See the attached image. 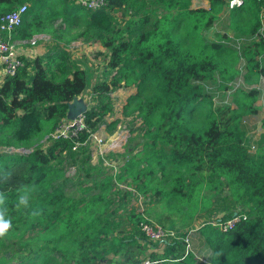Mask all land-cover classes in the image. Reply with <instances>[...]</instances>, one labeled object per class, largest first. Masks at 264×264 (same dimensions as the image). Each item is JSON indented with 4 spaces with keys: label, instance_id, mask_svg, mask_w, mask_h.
Segmentation results:
<instances>
[{
    "label": "trees",
    "instance_id": "obj_1",
    "mask_svg": "<svg viewBox=\"0 0 264 264\" xmlns=\"http://www.w3.org/2000/svg\"><path fill=\"white\" fill-rule=\"evenodd\" d=\"M192 1L107 0L91 10L76 0H0V18L28 4L13 41L27 45L48 35L53 43L48 55L20 54L22 65L0 81V215L11 221L0 232V264H264V142L252 156L241 126L259 112L260 89L233 87L240 75L264 77V0L232 7L228 0H207L209 7H192ZM114 12L121 21H114ZM220 18L234 32L258 39L242 51L206 42L203 30ZM77 40L99 41L108 50V78L92 87L100 102L86 111L87 129L72 139L53 138L69 103L88 84L67 48ZM242 58L247 72L239 66ZM213 81L223 96L218 101L207 89ZM121 86L135 87L124 111L141 116L143 146L117 172L97 167L86 154L82 166L90 163L85 171L94 173H79L78 194L70 196L59 184L63 162L76 163L87 150L88 144L73 147L113 111L109 94ZM201 175L221 196L218 219L247 215L226 231L213 222L198 228L211 250L208 261L188 249V232L179 231L189 223L182 215L190 180ZM116 182L121 201L146 197L145 207L120 216L112 208ZM238 205L247 209L236 211ZM143 221L173 229L177 237L149 240Z\"/></svg>",
    "mask_w": 264,
    "mask_h": 264
},
{
    "label": "rangeland",
    "instance_id": "obj_2",
    "mask_svg": "<svg viewBox=\"0 0 264 264\" xmlns=\"http://www.w3.org/2000/svg\"><path fill=\"white\" fill-rule=\"evenodd\" d=\"M150 1V0H149ZM230 6L238 4L241 0H228ZM209 1L207 0H194L192 7L198 6H209ZM162 12L164 11L161 9ZM113 19L115 22L121 21L119 12L113 13ZM263 27H264V14L262 16ZM214 26V27H213ZM211 28L203 30V37L206 42H220L229 46L236 48L238 51H242L244 44L252 42L254 39H258L256 36L254 39H250V36H243L231 29H228V26L224 23L223 19L220 18ZM15 42V41H14ZM17 50L25 47V44H20L15 42ZM48 47L40 49L43 51L42 55H48L51 51V43L46 39L40 41H35V43L27 44V47L34 49L33 54L37 55L39 52L37 47ZM101 44V42H90L80 40V44H73L68 46L70 52V58L80 67H83L87 72L88 84L84 92L78 97L80 103L77 105H72L70 112L64 121L73 120L75 114L84 109H90L100 102L99 98H96L92 93V87L108 77L106 72H108L107 67V54L108 50ZM24 49V48H23ZM104 49V52L102 50ZM37 53V54H36ZM261 64L263 62H260ZM239 66L242 68V72L246 71V60L241 59ZM250 86H255L260 89V96L257 101L259 106V112L255 115H249L243 118L241 126L245 131V145L249 153L256 157L260 152L263 142H264V128H263V118H264V77L259 78V81L245 80L242 75L238 77L233 82L234 88H241L243 90L248 89ZM207 89L214 96V101L222 99L221 91L218 89L216 82H210L207 84ZM135 92V87L130 86H121L113 90L109 96V101L113 106V111L109 112L104 121L99 125L96 132L104 137V141L107 142L108 138L116 132L125 130V134L128 135L127 143L122 146L119 151H114L110 149L108 145L104 144L101 149H105L104 153L101 154L99 147L94 142H91L87 145V150L80 154L76 159V163L67 158L63 162L64 165V177L59 181V184L65 187L67 194L70 196H76L78 194V189L76 184L78 182L79 173L85 177H89L94 171H89L86 173L87 167H90V163L82 166L83 157L89 152L92 153V161L97 167H105V169L112 171L110 167L113 163L118 165V170L120 166L127 158L128 155L135 153L140 150L144 143V126L142 123L141 116L136 112L125 113L124 106L127 102L128 97ZM227 99V98H226ZM117 120L116 126H113V122ZM47 142L44 143L46 145ZM66 157V156H65ZM121 185H127V182H122ZM121 187V186H120ZM117 182L114 184L112 208L118 209L120 216H123L124 213L131 207L141 208L145 207L148 202L146 197L138 199L136 195L127 197L121 201L120 189ZM213 185L209 183L205 176L201 175L195 179L190 180L189 183V193L187 197L183 200L184 214L182 219H189L188 225L184 227L182 231H187L188 238V249L194 252L198 259L201 261H208L211 256V250L205 243L202 235L200 234L198 228L205 223L215 222L218 218L223 217L224 210L221 206V196L216 195L213 190ZM247 207L244 205H238L236 211H245ZM119 216V217H120ZM178 224L184 221L176 220Z\"/></svg>",
    "mask_w": 264,
    "mask_h": 264
},
{
    "label": "built area",
    "instance_id": "obj_3",
    "mask_svg": "<svg viewBox=\"0 0 264 264\" xmlns=\"http://www.w3.org/2000/svg\"><path fill=\"white\" fill-rule=\"evenodd\" d=\"M81 5L95 10L107 4V0H76ZM241 2V1H240ZM239 2V3H240ZM28 8L27 3L17 5L13 10L3 14L0 18V67L5 75H13L16 73L18 68L22 65V60L20 58L19 51L16 49L15 42L11 39L12 32L20 24L22 16ZM32 43H35V38L32 39ZM86 112L80 113L78 116L74 117L71 121H64L57 127L54 133H52L53 138H68L72 139L78 137L80 132L87 129L85 122ZM98 132L92 133L85 141L76 142L73 149H76L80 145H87L94 142L101 154L104 153L105 149H101L104 144L108 145L110 149L114 151H119L122 146H124L128 141V135L125 134V130L116 132L108 138V141H104ZM114 172H117L118 165L116 163L110 166ZM247 215L244 213L239 214L238 212L234 214L233 217L229 219H217L214 224H218L220 228L224 231L233 228L237 222L242 219H246ZM141 229L148 237L149 240L164 242L168 238L177 237V231L173 229H166L158 223L143 221L141 222ZM188 242V238H186Z\"/></svg>",
    "mask_w": 264,
    "mask_h": 264
},
{
    "label": "crops",
    "instance_id": "obj_4",
    "mask_svg": "<svg viewBox=\"0 0 264 264\" xmlns=\"http://www.w3.org/2000/svg\"><path fill=\"white\" fill-rule=\"evenodd\" d=\"M194 2V0L192 1V3ZM207 7V6H206ZM209 7V6H208ZM214 27V26H213ZM228 29H230L229 27H228ZM42 35H39V37H41ZM48 40L49 41V36L48 35H46V37H45V40ZM15 42L16 43H19V41L18 40H15ZM51 44H53L51 41H49ZM20 44H22V43H20ZM73 44H80V40H77V41H74L73 43H72V45ZM26 45V44H25ZM103 47V46H102ZM24 48V49H23ZM23 48H21V50L19 51V53H21V54H25V55H28V56H33V54H34V52H35V50L34 49H30L29 47H27V45L25 46V47H23ZM46 49V48H48V47H37V50L39 51V52H37L38 54H42L43 53V51H40V49ZM49 49V48H48ZM102 52H104V49L102 50ZM36 53V54H37ZM3 75H4V73H3V71H2V69H1V67H0V81L2 80V78H3ZM123 164V163H122Z\"/></svg>",
    "mask_w": 264,
    "mask_h": 264
},
{
    "label": "clouds",
    "instance_id": "obj_5",
    "mask_svg": "<svg viewBox=\"0 0 264 264\" xmlns=\"http://www.w3.org/2000/svg\"><path fill=\"white\" fill-rule=\"evenodd\" d=\"M11 225V221L5 218L3 215H0V232H4Z\"/></svg>",
    "mask_w": 264,
    "mask_h": 264
},
{
    "label": "water",
    "instance_id": "obj_6",
    "mask_svg": "<svg viewBox=\"0 0 264 264\" xmlns=\"http://www.w3.org/2000/svg\"><path fill=\"white\" fill-rule=\"evenodd\" d=\"M79 103H80V100L78 99V97H76V98L74 99L73 102L69 103V107H70V109H71V106H72L73 104L78 106ZM86 111H87V109L80 110V111H78V112L75 114L74 117H76V116H78L80 113H82V112H86ZM69 112H70V110H69ZM21 150H22V149H21ZM235 213H237V212H235Z\"/></svg>",
    "mask_w": 264,
    "mask_h": 264
}]
</instances>
